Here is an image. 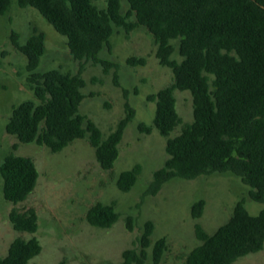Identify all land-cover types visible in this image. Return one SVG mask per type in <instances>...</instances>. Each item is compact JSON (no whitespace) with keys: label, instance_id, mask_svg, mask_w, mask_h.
Masks as SVG:
<instances>
[{"label":"trees","instance_id":"16d2710c","mask_svg":"<svg viewBox=\"0 0 264 264\" xmlns=\"http://www.w3.org/2000/svg\"><path fill=\"white\" fill-rule=\"evenodd\" d=\"M14 0H0V15L10 10ZM22 7H34L67 37L68 46L80 61L93 60L110 65L100 58L110 47L116 28L131 31L146 26L158 45L161 64L172 68L173 81L149 99L156 103L153 124L167 137V159L155 170L150 192L155 194L174 179H194L202 175L231 172L252 189L253 200L264 203V0H128L129 12L121 11L122 0H105L100 8L94 0H15ZM136 16L132 22L129 17ZM15 46L27 56V70L34 98L12 108L8 133L23 143L45 145L59 152L76 139L87 138L95 149L101 167L110 170L120 154L126 127L135 117L124 88L126 116L106 138L92 119L81 112L87 84L83 69L77 73L52 68L40 71L46 52V33L33 28L25 43L14 36ZM179 40L181 60L172 58ZM131 65L145 64L143 57L128 58ZM119 85V82L116 81ZM190 91L193 120L183 122L177 110L176 91ZM181 132L171 133L180 125ZM3 192L15 204L26 200L36 188L40 171L30 156L10 152L0 165ZM142 172L140 164L124 170L118 177L122 191H130ZM205 200L192 206L194 218H200ZM115 203L98 202L88 213L90 224L109 228L119 219ZM18 231L35 233L38 214L34 208L10 215ZM133 216L127 217L132 230ZM155 224L147 220L134 247L123 251L121 264H145L151 257L160 264L168 248L166 238L152 241ZM201 241L186 257L185 264H233L237 259L264 247V207L251 213L246 199L239 200L231 217L214 232L196 223ZM43 249L33 236L15 238L0 264H28ZM151 250V253H150Z\"/></svg>","mask_w":264,"mask_h":264},{"label":"rangeland","instance_id":"374dc122","mask_svg":"<svg viewBox=\"0 0 264 264\" xmlns=\"http://www.w3.org/2000/svg\"><path fill=\"white\" fill-rule=\"evenodd\" d=\"M94 2L100 8L106 7L105 0ZM129 10L128 0H122V13L126 15ZM129 20L135 22L136 16L133 14ZM34 27L46 33V52L39 70L59 68L77 73L83 69L87 84L80 110L97 123L105 138L126 116L124 88L129 91L135 117L126 127L112 169L101 167L87 138L76 139L63 150L53 152L45 145L23 143L8 133L6 126L13 106L34 98L27 56L15 46L13 38L17 34L19 42L25 43ZM172 43L176 47L172 58L181 60L179 40ZM157 47L153 33L144 25L131 31L116 28L110 47L99 55L110 65L80 61L72 54L67 37L38 9L22 8L14 0L8 13L0 15V165L6 155L15 152L32 157L40 171L34 191L17 204L5 198L0 172V256L8 253L15 238L35 236L43 249L28 264H121L123 251L136 246L145 222L152 220L155 224L152 241L164 237L168 242L160 264H185L187 255L201 243L195 232L196 223L212 233L231 217L239 200L246 199L253 214L264 207V203L252 199V188L231 172L194 179L177 177L166 182L157 193L149 191L154 171L168 157L167 137L156 128L148 132L141 126L153 124L156 103L149 95L174 78L172 68L161 64L157 57ZM132 56L143 57L146 63L131 65L128 58ZM176 97L183 122L192 121L191 92L177 90ZM182 125L171 133L172 137L181 132ZM136 164L142 166L137 183L130 191H122L117 183L120 173ZM200 199L205 200V208L200 218H194L192 206ZM98 202L116 204L120 217L113 226L101 228L88 222L87 213ZM14 208L36 210L39 227L35 233L13 227L9 215ZM128 216L134 218L132 230L127 227ZM145 264H153L151 257ZM233 264H264V247Z\"/></svg>","mask_w":264,"mask_h":264}]
</instances>
